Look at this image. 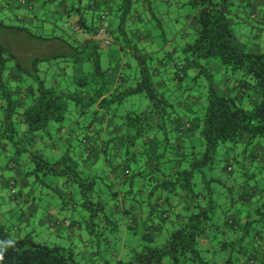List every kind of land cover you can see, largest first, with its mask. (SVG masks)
Segmentation results:
<instances>
[{
  "label": "trees",
  "instance_id": "16d2710c",
  "mask_svg": "<svg viewBox=\"0 0 264 264\" xmlns=\"http://www.w3.org/2000/svg\"><path fill=\"white\" fill-rule=\"evenodd\" d=\"M162 3L188 4L185 17L196 19V27L177 28L171 37L164 30L159 38L153 18ZM0 13L1 29L35 47L25 61L7 41L0 44V147L9 142L17 155L28 153V173L58 175L80 188L81 228L93 243L109 246L119 231L110 212L117 191L86 172L76 143L61 155L52 152L45 138L55 141L53 122L61 134L82 130L81 142H100L108 153L118 139H101L92 126L100 114H121L125 152L138 147L152 162L134 168L126 156L131 183L147 190L140 205L154 198L167 216L175 196L197 198L194 209L180 211L164 242L147 235L117 264H217L203 246L215 229L225 237L212 242L233 264L248 241L264 239V196L257 197L264 190V0H0ZM104 16L111 45L122 53L113 62L105 53L111 45L95 38ZM243 21L249 28L240 36L234 25ZM25 35L29 42L19 39ZM71 115L80 117L76 125L68 124ZM0 264L87 263L75 244L37 241L0 223Z\"/></svg>",
  "mask_w": 264,
  "mask_h": 264
},
{
  "label": "crops",
  "instance_id": "0c3cea01",
  "mask_svg": "<svg viewBox=\"0 0 264 264\" xmlns=\"http://www.w3.org/2000/svg\"><path fill=\"white\" fill-rule=\"evenodd\" d=\"M183 19V23L181 21V26L179 27L180 30L194 29L196 27V19L191 18L193 21L190 17ZM134 20L135 18L132 16V24L136 23ZM239 34L240 36L242 35V33ZM251 49L257 50L259 47L253 46ZM105 53L109 55L108 57L112 59V62L122 56L120 46L116 44L111 45V47H105ZM225 82V79L222 80V83ZM121 121L122 117L120 121H117V115L112 116L104 113L98 117V123L92 126V131L99 129L101 139H118L115 144L109 146L108 153L104 152L100 142H90L89 140L85 143L81 142V137L84 136L82 130H80L81 133H79L80 131H66L62 132V134L56 130L57 132L54 133L56 135L54 136L55 141L45 138L46 141L48 140L47 146L57 156L63 153L69 143H76V154L83 160L86 172L97 174L107 182L114 184L113 187L116 189L117 195L113 203H111L110 212L116 214L115 217L120 220V227L115 238L112 239L113 241L104 252L93 249L91 239L86 236L88 233L86 232L85 234L81 228L80 221L86 218V212L81 210L82 212H79L76 218L74 210L71 212L67 210L68 202H74V205L81 208L79 206L81 197L77 198L73 194V188H69L67 184L65 186H67L68 194H63V192H60V194L64 201L65 198L68 199V202L63 203L68 213L60 214L53 205L50 214L39 213V208L43 209V207L35 200H30V196L37 192L33 189L29 180L31 175L25 171L27 166L30 167L31 165L29 163V154L24 153L25 159L18 158L15 152L14 154L11 153L8 143H4L0 147V172L2 176L0 179V223L13 227L15 233L19 235L29 233L30 225L33 224L31 230L35 229L43 234L42 237L44 238L41 242L47 240L50 244L61 241L65 244H75L81 260L87 264H106V260H110L111 264H117L119 260L126 259L127 252L133 246L143 242L147 235L153 236L155 242H164L169 235L172 224L180 219V211L194 209L195 204L198 202L197 198L185 192L175 196L172 199L175 210L173 209L174 211L169 212L167 216L154 214L153 211H148L147 207L140 205L139 200H141V196L147 195V190L143 187V183L142 185H140V182L139 184L137 182L131 183L130 177L133 176V172L128 169L130 167L127 157L131 155V162H135L134 168L139 167L140 163L151 167L152 162L150 160L145 161L143 157H140L143 153L138 147L133 148L132 152H125L127 140L121 137L124 131ZM21 129L25 135H28V126L26 124H22ZM42 140L39 138L38 145L42 143ZM246 141L247 137L243 142ZM79 142L82 144H79ZM148 147L151 152H157L156 141L150 142ZM262 196H264L263 189L258 192L257 197L262 198ZM256 206L255 204L252 205L253 208ZM144 210L148 212H144ZM5 217H7L6 220ZM239 218L241 225H245L248 217L242 214ZM209 235L210 238L203 240V246L205 248L210 247L205 253L206 256L215 259L217 264H231L227 263V255L218 247H215L212 242L220 241L225 237L222 230L219 232V230L215 229ZM233 264H264V239L262 241L255 239L248 241V245L240 253L239 258L234 260Z\"/></svg>",
  "mask_w": 264,
  "mask_h": 264
},
{
  "label": "rangeland",
  "instance_id": "374dc122",
  "mask_svg": "<svg viewBox=\"0 0 264 264\" xmlns=\"http://www.w3.org/2000/svg\"><path fill=\"white\" fill-rule=\"evenodd\" d=\"M184 1V0H181ZM186 1V0H185ZM178 3V2H177ZM188 5V4H187ZM187 8L184 9H180L178 7V5L176 3H174L172 6L167 5V3H162V4H158L156 6L155 12H156V17L157 18H153L154 19V24L156 25V29L155 31L159 34V38H160V33H162L164 30L166 31V33L168 34L169 37L173 36L174 33L176 32L177 28H179L181 26V21L183 23V18H185V15L190 11V6H187ZM5 16L3 14L0 13V19L3 20ZM187 17V16H186ZM162 21L161 24H159V21ZM234 27L236 28V30H238L240 33H244L247 34L248 31L246 29L249 28V26L243 22H238L237 24L234 25ZM0 26V44H4L5 41H7L13 48V50L15 52L18 53V55L20 57H22L23 59L25 58V61H28L30 59V57L33 55L34 49L35 47H33L32 45H30V47H28V45L21 44V43H17L20 42L17 40V35H12L13 33H9L7 29L3 28ZM244 30V31H243ZM6 36V37H5ZM162 38V37H161ZM19 39L23 40L25 39L27 42H29L31 40L30 36L25 35L24 37H19ZM247 38H243L242 37V41H246ZM163 41V40H162ZM21 44V45H20ZM6 45V44H5ZM32 46V47H31ZM43 52H47L46 48H42ZM216 65L221 66V64L218 62ZM215 67V65H214ZM219 67V68H220ZM221 72H223L221 70ZM221 72H219L218 74L216 73V79L219 78L220 80V84L222 83V76L223 74H220ZM234 81V79H232ZM219 87H222V84L219 85ZM141 102L144 103L145 99L141 98L139 99ZM138 100V101H139ZM142 106V105H140ZM115 105L111 106L112 111H115ZM75 108H73L74 110ZM119 112V111H118ZM113 113V112H112ZM114 115V113H113ZM69 118H67V120L69 121L68 124L71 125V123L73 125H76V122L74 120H80V117H78L77 115H71L68 116ZM89 118H87V120H89ZM121 120V114L119 115V113L117 114V121ZM55 126H57L56 123H51V132L54 134L56 132V128ZM69 126V125H68ZM8 146H9V150L11 151V153L14 154L15 149L14 146H12L9 142H8ZM43 153L45 154V156H50L53 155L49 152L48 149H45L43 151ZM18 158H26L25 154H20L17 155ZM165 167H167V165H164ZM25 169V168H24ZM30 167L27 166V168L25 169V171H29ZM30 174V173H28ZM31 176H29V180L31 182V185L33 186V189L36 190L37 193H33V196H30V200H35L36 202L40 203L42 208L40 209V214L44 213V214H50L51 213V208L52 205L57 209V211H59L60 214H67L68 211H72L74 210L76 212V218L79 214V212H82V208L74 205V202H68V199L65 198V201L63 200V198L61 197L60 192H63V194L66 193V195L68 194L67 191V186H65V184L68 185L69 188H73V194L79 198L81 197V190L77 185H73V184H69L67 182V180L63 177H59L58 175H43L40 174V176H36L34 174H30ZM2 178L1 176V172H0V179ZM264 185V180L260 179V185ZM1 190V188H0ZM57 190V191H56ZM59 190V192H58ZM74 196V198H75ZM64 202H68L67 203V210L64 208L65 206L63 205ZM81 202V201H80ZM51 205V206H49ZM143 206L147 207V210L149 211H153L154 214H160L162 212L161 209H163L162 207H160L154 198H150V203H144L142 204ZM32 208L33 206L30 205ZM80 206V205H79ZM147 210H144V212H148ZM85 214V213H84ZM162 214V213H161ZM1 218V216H0ZM7 217H5L6 220ZM33 227V224L30 225V230H29V234L32 235V237L37 240V241H41L44 237L42 233H40L38 230H31ZM38 229V228H37ZM84 233L86 234V231L84 229ZM89 239L90 236H88V234L86 235ZM41 237V238H40ZM46 240V239H44ZM91 241V240H90ZM45 242H49V241H45ZM163 241H161L162 243ZM50 243V242H49ZM59 243H63L62 241ZM65 244V243H64ZM93 249L94 250H98L100 249L102 252L105 251V249L108 247L107 244H101L100 246L97 245V243H93ZM77 248V247H76ZM78 251V249H77Z\"/></svg>",
  "mask_w": 264,
  "mask_h": 264
},
{
  "label": "built area",
  "instance_id": "2783aa9c",
  "mask_svg": "<svg viewBox=\"0 0 264 264\" xmlns=\"http://www.w3.org/2000/svg\"><path fill=\"white\" fill-rule=\"evenodd\" d=\"M101 27L99 28V31L97 35L95 36L96 39H98L103 46H110L113 42L112 36L109 34V22L106 19V17H103V20H101Z\"/></svg>",
  "mask_w": 264,
  "mask_h": 264
}]
</instances>
